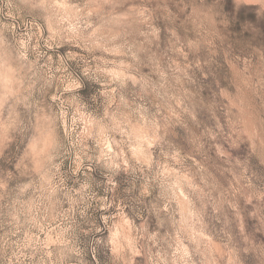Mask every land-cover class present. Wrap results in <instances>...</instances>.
I'll return each instance as SVG.
<instances>
[{
  "label": "clouds",
  "instance_id": "9594fccd",
  "mask_svg": "<svg viewBox=\"0 0 264 264\" xmlns=\"http://www.w3.org/2000/svg\"><path fill=\"white\" fill-rule=\"evenodd\" d=\"M0 264H264V0H0Z\"/></svg>",
  "mask_w": 264,
  "mask_h": 264
}]
</instances>
